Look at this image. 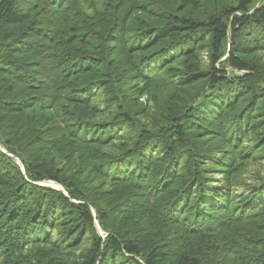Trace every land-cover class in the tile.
Segmentation results:
<instances>
[{"label":"trees","instance_id":"16d2710c","mask_svg":"<svg viewBox=\"0 0 264 264\" xmlns=\"http://www.w3.org/2000/svg\"><path fill=\"white\" fill-rule=\"evenodd\" d=\"M262 160L264 0H0V264H264Z\"/></svg>","mask_w":264,"mask_h":264},{"label":"rangeland","instance_id":"374dc122","mask_svg":"<svg viewBox=\"0 0 264 264\" xmlns=\"http://www.w3.org/2000/svg\"><path fill=\"white\" fill-rule=\"evenodd\" d=\"M205 58H206V55H205ZM145 99H146V97L143 96V97L140 99V101L143 102V101H145ZM17 162L21 165V168L24 170V167H23L22 162H21L20 160H17ZM246 168H247V169H251L250 172H247V173L244 175V176H246V177H248V178H252V177H253V176H252V175H253V174H252L253 171H255V172L258 171V172H260L261 175L264 176V160H262V161H260V162H258V163H256V164H250L249 166L247 165ZM39 183L44 184V185H50V186H52V187H54V188H57V189H61V190H63V187H62L59 183H57V182H55V181L47 180V181H42V182H39ZM93 213H94V210H93ZM96 225H98L97 220H96ZM98 226H99V225H98ZM98 226H97V227H98ZM98 229H99V232H100L102 235H104L103 232H102V230H100V228H98Z\"/></svg>","mask_w":264,"mask_h":264},{"label":"water","instance_id":"95a60500","mask_svg":"<svg viewBox=\"0 0 264 264\" xmlns=\"http://www.w3.org/2000/svg\"><path fill=\"white\" fill-rule=\"evenodd\" d=\"M98 226V225H97ZM98 228H99V226H98Z\"/></svg>","mask_w":264,"mask_h":264}]
</instances>
